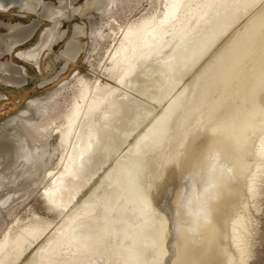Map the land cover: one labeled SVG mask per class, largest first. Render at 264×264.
Instances as JSON below:
<instances>
[{
    "label": "bare ground",
    "instance_id": "6f19581e",
    "mask_svg": "<svg viewBox=\"0 0 264 264\" xmlns=\"http://www.w3.org/2000/svg\"><path fill=\"white\" fill-rule=\"evenodd\" d=\"M94 1L102 4V1L105 0ZM258 1L162 0L163 10L160 15L143 16L139 20L124 26L122 40L125 43H119L120 45L112 52V55L117 52L121 53L120 58H118L119 61L117 60L118 63L114 64L110 70L111 75L115 76L116 83L111 85L99 78L84 79L77 75L78 77H75V81L79 85L77 94L69 103V108L61 115V122L53 127L54 134L59 137L61 153L58 161H61V169L55 174H52V172L48 174L50 183L42 191V196L50 207L62 208L58 210V214H61L65 206H67V203L61 198L62 193L66 192V190L69 192V187L74 185L76 189L77 183L80 182L78 180L81 178H85L86 181L90 182L89 180L101 168L103 161H108L107 156L116 149L114 140L117 137H119L118 141L122 140V135L126 136L127 139V132L130 133L138 125L142 115L144 116L143 118L149 117L153 109L150 102L152 104L155 102L160 103L163 98L167 97L174 86L180 82L176 79H182L183 73L181 72L193 64L195 60L197 61L207 54L223 34ZM103 8H106V6ZM18 25L11 27H18ZM35 28V26H26V34L23 36V40L30 39L35 32ZM46 31L36 45H33L34 47L30 49L31 53H29L30 51H24L26 53L20 54L18 57L32 64L38 62L39 53L47 45V40L51 33L49 30V32ZM237 33L226 45L212 55L211 62L203 70L202 74L196 76L191 87L188 88V84H186L180 91L173 93L170 97L168 96L165 107L151 120V123L148 124L149 126L146 129L144 128V131L142 130V134L137 137L128 152L123 153V159H119L117 162L114 161V167L97 182L98 184L93 187L88 196L77 202L72 208L67 209L62 215L60 222L50 227L49 223L34 221L24 226L20 232L12 237H8L6 234L0 240V264H15L18 260H21L26 250L41 236L45 235L46 232L49 235L44 238L30 258L23 264H168L167 260L170 264H212L213 259L215 264H218L219 256L214 257L211 250L224 251L225 244L221 248L218 245L220 241L218 240L217 242L214 237L207 243L205 242L206 244L204 242V244H198L194 243L196 241L194 239L196 238L195 235V237L190 239L189 245L186 243L188 246H184L188 250L184 248L183 250H186V252L179 251L180 253L183 252L179 256L176 254V241H172L175 255L172 256L168 253L165 247L168 245L166 236L168 235L167 228L170 225L171 212L165 211L167 214L169 213V222L159 215L162 212L157 213L154 208L155 194L153 193L154 195L151 196L143 188L141 171L149 162L148 160H143L151 153L153 155L155 149L159 147H161V151L154 154L155 156L161 155L160 158L164 163V166L161 167H168V164H172V162L173 164L174 162L177 163L182 146L187 141L192 129L196 128V125L198 127L201 126L204 122L209 125L210 119L216 117L214 113L220 112L222 115H228V119L224 121L226 117L219 119L220 117L218 116V120L216 119L214 124L207 127L208 129L211 128L210 130L212 131L209 139L206 138V140L208 139L207 145H210L214 151L212 155H205L203 162L199 160L198 164L203 169L201 171L204 173L206 165H210L213 162L210 160L220 157L217 155V146L222 140L221 134L224 135L222 130L230 129V127L235 128L236 121L239 118L243 119L241 128L247 133L250 134L251 131L254 133L260 130V134L256 135V140L253 139L256 144L253 142L254 152L251 157L252 159H261L260 156L264 154V5L243 26V30ZM7 66L15 69L19 74L24 70V67H18L16 64ZM104 69L107 76V67ZM17 83H22V79ZM217 86L219 88L216 89L218 90V95L216 96V91L214 92L213 89L215 90ZM213 92L216 97L212 94ZM236 92L239 94L237 98L239 99L238 104L234 100V102L232 101L233 103L231 102L237 96ZM261 93L260 97L259 94ZM136 94L139 97L142 96V98H139ZM233 94L236 96L232 97ZM53 95L51 93L43 98L30 97L26 102V107L21 112H18L17 116L21 114H29L27 116H30V112L31 115L32 112L33 114L35 112V117L40 118L46 110L43 107L44 102H50ZM253 100L258 101L259 105H252ZM181 101L183 104L178 106ZM245 103L248 104L242 109L241 106ZM37 107H39V112ZM143 118L142 120H144ZM32 119L30 117L28 121L32 122ZM9 120L13 121V117L4 120L0 125H4L3 128H5L7 123L9 124ZM172 122L176 123V125L172 126ZM170 133L171 135H169ZM247 133H245V137L248 138L249 134ZM2 134L3 130L1 129L0 137H4V134ZM166 137L167 139L164 140ZM8 138L10 141L14 140L13 137ZM8 138L2 139L0 142H6ZM234 138L230 139L235 143H241L245 139L244 133L243 135L238 134ZM225 141L231 143L229 139ZM200 143H203V141ZM246 143V146L250 145L252 143L251 139L248 138ZM170 144L171 146H168ZM118 145H120V150L122 145ZM162 146L168 147L167 150L165 149L166 153L162 150ZM8 150L11 149L9 148ZM221 152L223 153V151ZM223 154L220 155L223 157ZM15 160L17 161V159ZM0 161H5V154L2 152L0 153ZM97 161H99L98 164H95ZM153 161H150V163ZM245 161H249V159ZM235 162L237 161L235 160ZM244 165L243 169L246 168L247 164ZM214 167L215 165L212 164L211 172L206 178L207 183L218 182L224 176L223 174L213 173L212 170L216 168ZM164 169L162 168V170ZM1 172L3 174L4 171L1 170ZM188 172H190V169L184 170V178L185 175L188 178ZM212 173L214 175L210 176ZM166 176L165 179L167 180ZM26 180L28 179L26 178ZM188 181L187 179L186 182ZM251 182L249 181L247 189L253 193L254 187H252ZM194 189L196 188L194 187ZM199 191L201 190L199 189ZM236 191L237 186L233 184L232 189L228 187V190H225L223 194ZM185 192V189H180L178 191L179 194L176 193L178 197L176 201L174 199L173 203L176 202L175 206L178 207L180 202L185 201L183 199ZM196 194L197 192H194V195L192 192L191 196ZM192 199L190 198L189 200ZM194 199H196V196ZM165 200L166 198L162 199L161 201L163 202L160 201V205L157 206L162 209V206L166 204ZM181 204H183V207L180 214L185 216L187 213L189 215L191 211L190 207L187 206L188 204L186 202ZM156 214L161 218L154 217ZM229 225L230 229L228 227L227 229L230 231L231 244L238 250L237 258L240 260L242 259V252H244V248L242 249V246L239 247V243L243 241V236L239 231L242 227L241 217L234 218ZM174 230L176 231V228ZM193 233L195 234V232ZM202 239H200L201 242ZM169 245H171L170 242ZM184 252L185 256L181 258ZM224 264H234L232 254L226 252Z\"/></svg>",
    "mask_w": 264,
    "mask_h": 264
},
{
    "label": "rangeland",
    "instance_id": "374dc122",
    "mask_svg": "<svg viewBox=\"0 0 264 264\" xmlns=\"http://www.w3.org/2000/svg\"><path fill=\"white\" fill-rule=\"evenodd\" d=\"M106 1L107 0L102 1L103 7L106 6V8H103L101 3L94 0H89L88 2L87 0H0V124L4 120L13 117V121L9 120V124L7 123L5 128H3L4 125H0L4 134V137H0V140L8 137L14 138V140L11 141L8 138L9 141L6 140V142H0V151L5 154V161H0V240L6 234L8 237L14 236L20 232L24 226L31 224L34 221L49 223L50 227L53 226V224L60 222L62 215L67 211V209L72 208L77 202L88 196L93 187L98 184L97 182L103 178L106 172L108 173L114 167V161L117 162L119 159H123L122 156L128 152L137 137L142 134L144 128L146 129L157 113L165 107L170 95L180 91L186 84H188V88L191 87L196 76L202 74L203 70H205L206 66L211 62L212 55L226 45L234 36H236L235 34H238L237 32H241L243 30V26H245L254 14L261 10V7L264 5V0H259L248 10L247 13H244L245 15L243 14L241 18H239L234 25H232L231 28L223 34L220 40L215 43L214 47H212L207 54L199 58L197 61L195 60L193 64L188 66L189 69L186 68L183 72H181L183 73L182 79H176L180 82L174 86L173 90L167 95V97L162 99L160 102L161 104L156 102L152 104V102H150L153 109L149 117L147 116L146 118H143L144 116L142 115L140 118L141 120L139 121L140 125L138 123L136 126L137 128H133L130 133L127 132V139L126 136L122 135V140L118 141L119 137L114 140V146L116 147V149H114L115 151L113 150L107 156L108 161H103L101 168L98 169L92 179L89 180L90 182L86 181L85 178H81L78 180L80 182L77 183V187H80L79 190L76 187L78 193L75 189V185L69 187V192L66 190V192L62 193L61 198L62 200L64 199L67 206H65L61 214H58V210L62 208L50 207V205L43 198L42 191L47 184L50 183L48 174H50V172L55 174V172L61 169V161H58L61 153V149L59 147V137L57 134H54L53 127L61 122V115L69 108V103H71L73 97L77 94L79 85H77L78 83L75 81V77L80 76L84 79L99 78L102 81H106L108 84H115V76L111 75L110 70L114 64L118 63V58H120L119 56L121 53L117 52L115 53V56L112 55V52L120 45L119 43H125V41L123 42L122 40L123 27L130 22L139 20L143 16L160 15L163 10L162 0ZM96 3H98L99 6L98 4L96 5ZM92 4L95 5V9ZM98 7L102 9L100 12ZM96 8L99 10L97 11ZM15 23L19 24L18 27H11ZM26 26H35V35L31 39L23 40V36L26 34ZM46 28H49L50 30L53 29V34L50 44L48 45L49 48L42 49L39 53L38 66L30 63H23L12 57L11 49L8 50L12 44H14L12 49L28 48L38 40ZM7 61H12V63L16 64L18 67L23 65V72L19 74L15 71V69H11L6 66ZM65 63L66 65L64 66ZM105 67H107V76L104 69ZM20 79H22V83L18 84L17 82H19ZM217 88H219V86H217L215 90L213 89L214 92L216 91V96L218 95V90H216ZM214 92L212 93L213 95ZM51 93L54 95L52 96L50 102H44L43 107L44 110H46L44 111L45 113L43 116L37 118V116L35 117L34 115L35 112L34 114L32 112V115L30 112V116H27L29 115L27 113V115L21 114L17 116L18 112H21L22 109L26 107V102L30 97L43 98L47 94ZM236 95H232V97H236L233 99L231 98V102L234 100L235 103L238 104L239 99L237 98L239 94L236 92ZM261 95L262 93L259 94L260 97ZM136 96L139 97L137 94ZM140 97L142 98V96ZM211 97L213 96L211 95ZM192 102L194 103V101ZM181 104H183L182 101L178 106ZM246 104L248 103H245L241 106V108L243 109ZM252 105H259V102L253 100ZM37 110L39 112V107H37ZM220 113H214L216 117L210 119L209 125L207 122V125L205 122L202 123L201 126L204 129L201 126L198 127V125H196V128L192 129V132L187 137L188 142L186 141L182 146V151L185 152L183 153L181 151L179 161L177 163L174 162V164L173 162L172 164H168L169 168L161 167L164 166V163L160 158L161 155L158 154L155 156L154 154L161 151V147H159L160 149H155L153 155L152 153L149 155L150 157H144L146 160L143 158V161L148 160L149 165L147 164V166H145L141 171L143 188L147 190L151 196L155 194L154 208L157 210V213L162 212L159 215L163 219L165 218L167 222L170 221V225L168 226L169 230L167 228L168 235L166 236V242H168V245L165 247L170 255H175V248L172 245V241H176V254L179 256L183 253H180L179 251L186 252V250H188L184 246H188L191 241L190 239L196 235V238H194L196 241H194V243L204 244L214 237L217 242L218 240L220 241L218 242V245H220L221 248L225 244L224 251L221 250L217 252L215 249L211 250L214 257L219 256V260L217 262L218 264H224L226 252L228 254H232L234 264H264V154L260 156L261 159H252L251 157L254 152V147L252 146L256 144L254 140H256V135L258 136L260 134V130L254 133L251 131L250 134L247 133L243 130V128H241V122L243 119L239 118L236 121L235 128L230 127V129L222 130L224 134H221L222 142L220 141L217 146V155L221 158L217 157L214 160H210L213 162H211L210 165H206L204 173L202 172V167L198 164L200 162L199 160H201V162L204 161V158L206 157L205 155H212L214 151L213 148V150L211 149L210 145V147L207 145L208 139L212 134V131L210 130L211 128L208 129L207 127L214 124L218 116L220 117L219 119L226 117L224 121L228 119V115H222V113ZM20 116L21 118H19ZM30 117L33 118L32 122L28 121ZM142 118L144 120H142ZM171 124L172 126L176 125L174 122ZM204 125L206 126L204 127ZM200 129L201 131H199ZM243 133L245 139H243L241 143H235L232 140L235 139L234 137L238 134L243 135ZM245 133L249 134L248 138L251 139L252 142L248 146H246L248 138L245 137ZM169 135H171V133ZM206 138L208 139L206 140ZM165 139H167V137L164 138V140ZM224 139H229L231 143H227ZM121 141L122 143H120ZM201 141H203V143H200ZM253 142L255 143L253 144ZM118 144L122 145L120 150V145ZM171 144L168 146H171ZM193 144L194 146H192ZM238 146L241 150L237 148ZM185 147L187 148L185 149ZM9 148L11 150H8ZM167 148V146H162V150H164L165 153L167 152ZM222 148L225 149L223 150ZM227 148L228 150H226ZM251 150L253 151L251 152ZM188 151L191 152L189 153ZM221 151H223L224 154ZM220 154H223V157ZM10 155H12L11 158ZM24 155L27 156L25 157ZM200 156L203 160L202 158L200 159ZM15 159H17V161ZM246 159H249V161H245ZM235 160L237 162H235ZM150 161H153L154 163H150ZM98 162L99 161L95 164H98ZM212 164L216 167L212 170L213 173L224 175L221 177L220 181L213 184L206 182V178L211 172ZM244 164H247L248 167L246 166V168L243 169L242 167H245ZM255 164L257 165L255 166ZM156 165L157 167H155ZM162 168L165 169L162 170ZM186 169H190V172H188V178L185 175V178L189 180L188 182H186L187 179L185 180L184 178V170ZM1 170L4 171L3 174ZM163 173H167L165 174L167 175V180L165 179V175ZM213 173L210 176H213ZM26 178L28 180H26ZM249 181H252L251 185L254 187L252 190L253 193L247 189ZM233 184L237 186V191L223 194L225 193V190H228V187L232 189ZM194 187L196 189H194ZM180 189L186 190L183 199L185 200L184 202L188 204L187 206L190 207L189 209L191 211L189 215L186 213L187 216L180 214L181 208L183 207V204L181 203L184 202H180L178 207L175 206L176 202L173 203L174 199L176 201L178 197L177 194H179L178 191ZM199 189L201 191H199ZM192 192L193 195L194 192H197L195 195L196 199H194L195 196H191ZM165 198L166 204L163 205L164 208L162 206L161 209L158 206L160 205V201ZM190 198L193 199L189 200ZM166 210L171 212L170 220L168 217L169 213L167 214V212H165ZM154 217L161 218L157 214L154 215ZM237 217H241L242 219V227L239 231L243 236V241L239 243V247L242 246L241 248H244V252H242V259L240 260L237 258L238 250H236L231 244L232 241L230 231L228 230L230 229V222ZM201 224L202 226H200ZM173 227L174 229L176 228V231ZM193 232H195V234ZM48 235L49 234L46 232L45 235L41 236L36 242H34L29 249L26 250L24 256L21 257V260H18L15 264H23L26 262L32 253H34L35 249H37L39 244H41L44 238ZM179 238L183 240H180ZM200 239H202V242ZM169 242L171 245H169ZM182 244L183 246H181ZM215 245L217 246V244ZM184 248L186 250H183ZM185 252L181 258L185 256ZM212 261L215 264V260L213 259ZM166 262L170 264L168 260Z\"/></svg>",
    "mask_w": 264,
    "mask_h": 264
},
{
    "label": "flooded vegetation",
    "instance_id": "af4514ba",
    "mask_svg": "<svg viewBox=\"0 0 264 264\" xmlns=\"http://www.w3.org/2000/svg\"><path fill=\"white\" fill-rule=\"evenodd\" d=\"M89 0H87V2H88ZM4 6V5H3ZM14 25H16V23L15 24H13L12 26H14ZM48 29L49 28H46L45 29V31L47 30L48 31ZM45 31L42 33V34H44L45 33ZM46 31V32H47ZM49 31H51V33H50V36H49V39L47 40V45L45 46V48L44 49H48L49 47H48V45L50 44V40H51V37H52V34H53V29H49ZM48 31V32H49ZM42 34L40 35V37L38 38V40L33 44V45H36V43L40 40V38L42 37ZM35 35V32L33 33V35L31 36V38L33 37ZM30 38V39H31ZM43 42H45V41H43ZM30 46V47H28V48H15V49H12V47L14 46V44H12L10 47H9V49L8 50H10L11 49V55H12V57H14V58H16V59H18V60H20L21 62H23V63H28V62H26L25 60H23V59H21V57H18V55H20V54H24V53H26V52H29V53H31L32 51L30 50V49H32L34 46ZM24 51H26V52H24ZM22 52V53H21ZM38 62H39V60H37ZM38 62H36L35 64H33V65H36V66H38ZM9 64H14V63H12V61H7V64H6V66L7 65H9ZM30 64H32V63H30ZM66 65V63L64 64V66ZM23 66V65H22ZM24 67V66H23ZM0 97H1V95H0Z\"/></svg>",
    "mask_w": 264,
    "mask_h": 264
}]
</instances>
